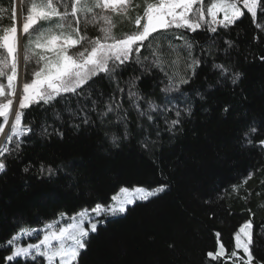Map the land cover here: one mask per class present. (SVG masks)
Listing matches in <instances>:
<instances>
[{
  "label": "trees",
  "instance_id": "1",
  "mask_svg": "<svg viewBox=\"0 0 264 264\" xmlns=\"http://www.w3.org/2000/svg\"><path fill=\"white\" fill-rule=\"evenodd\" d=\"M31 1L39 2L19 3L22 13H27ZM133 2L139 4L142 0ZM16 5L17 0H0V35L12 25ZM142 13L143 8H140L131 15ZM243 13L228 28L218 26L216 34L205 28L196 33L183 29L161 33V36H171L176 44L181 43L175 41L180 34L205 46L210 39H215L219 48L215 62L239 72L241 78L235 85L229 79L209 89L208 84H215L218 74L211 70L213 58L208 57L207 66L198 70L191 88H184L193 97V115L185 118L175 133L168 132L163 119L157 117L160 129L157 137L156 126H150L146 119L143 121L151 139L157 141L151 152L141 147L146 133L137 129L134 110L129 112L132 136L119 147H113L105 133L122 136L123 127L101 125L94 113L91 116L95 123L76 131L71 124H79L80 120L64 113L61 124L54 119L53 109L48 108L47 123L63 131L64 136L41 139L38 133L46 115L42 111L45 106L33 105L24 110L23 122H34L36 135L25 138L18 158H6L7 170L0 173V264H39L42 260H3L11 251L4 247V242L18 229L41 228L60 213L71 216L95 207L96 203L107 205L122 187L154 188L162 183L168 184L167 191L149 201H136L127 206L126 214L108 217L106 224L99 225L98 232L89 236L87 249L81 251L79 264H233L235 258L228 259L229 253L235 250L233 234L249 220L253 225L252 254L257 264L264 262V152L257 147H242L240 142L242 132L253 121L259 127L256 138H264V59H261L264 57V13L258 4L255 23L248 12ZM112 15L116 24L114 34L134 30V24ZM58 23L60 21L54 19L41 21L37 26L41 31L48 28L59 31ZM97 34V25L95 29L90 25L88 35ZM29 38L30 35L24 36L23 44L26 45ZM224 40L233 42L227 54ZM168 42L163 41L161 55L169 64L172 61L176 64L167 70L182 76L183 58L187 53L169 50ZM142 52L149 55L143 49ZM200 53V47H196L194 55ZM138 75H141L139 66L130 64L119 73L121 86L129 77ZM162 80L167 82L163 72L153 69L143 73L137 86L145 96L160 103ZM97 87L106 99L114 85L100 80ZM196 88L205 94L203 101L191 91ZM116 96L119 98L120 94L117 92ZM71 103L75 107V99ZM55 107L62 109L63 105L57 103ZM124 107L128 108L126 94ZM225 107L228 112L224 111ZM172 118L174 115H170L169 119ZM0 124H3L1 117ZM40 161L53 166L64 164L66 168L51 179L40 177L37 172ZM30 162L35 166L26 173L23 169ZM249 173H252L251 178H248ZM101 218L103 214L96 220ZM169 244L174 247L169 248ZM220 244L224 245V256L218 260L209 258L206 253L215 251ZM237 251L243 255L242 250Z\"/></svg>",
  "mask_w": 264,
  "mask_h": 264
},
{
  "label": "snow or ice",
  "instance_id": "2",
  "mask_svg": "<svg viewBox=\"0 0 264 264\" xmlns=\"http://www.w3.org/2000/svg\"><path fill=\"white\" fill-rule=\"evenodd\" d=\"M18 2L23 5L24 0H18ZM203 4L204 0H142L139 4H134L133 0H39L38 3L33 2L27 10L26 18L23 19L22 31L19 33L21 37L31 35L35 31L33 26L39 25L41 21L51 22L58 19L60 23L56 25L59 31L48 28L24 46L25 63L31 59L29 55L31 51L32 56H38L37 64L40 66L32 73L31 81L23 83L22 91L15 83L18 28L14 8L12 25L3 29V34L0 35V49L6 52V55L0 58V77L7 75L6 86L0 83V95L5 94L6 87L7 96L18 98L19 106L14 105L12 98L0 103V117L4 118V123L0 124V133H4L6 137V142L0 143V173H5L7 170L6 158L9 156L18 158L25 138L31 139L33 135H36L34 122L30 121L27 124L23 122L24 110L33 105L45 106L42 111L46 115L39 125L38 133L41 139L50 138L53 135L62 139L64 136L63 131L47 123V111L48 108H52L54 119L61 124L64 123V113L72 119L80 120L79 124H71L76 131L95 123L91 116L93 113L101 125L122 126V136L116 133L111 135L105 133V138L113 147H119L121 142L132 136L129 112L134 110L137 114V129L146 133L141 141V147L151 152L157 141L151 139L150 131L144 127L143 121L146 119L150 126H156L157 137L160 135L157 117L163 119L168 132L175 133L184 119L193 115L194 100L190 92L184 91V88L185 86L191 88L198 76V70L202 66H207L208 57L213 58L211 70L218 74L215 84H208L209 89L229 79L233 85L237 84L241 74L232 72L224 63L215 62V57L219 54L215 39H210L205 46L199 41L188 40L183 34L175 37V41H180V44H176L171 36H161L162 32L169 33L173 29L196 33L199 29L205 28L207 32L216 34L218 26L228 28L244 15L237 6L236 0H212L207 7V16L211 18L209 20L205 17ZM258 4L261 6V12L264 13V0H243V6L248 13H251L254 23ZM194 5H200V7L194 8ZM140 8H143L142 15L137 14L133 17L131 12ZM220 12L223 13V17L218 19L217 13ZM109 13L122 17L129 24H134V30L119 35L114 34L113 29L116 24L113 22V15ZM100 22H103V26L99 27V34L89 36V26L95 29ZM257 27L260 25L257 24ZM164 40L169 41L167 44L169 50L187 53L183 58L184 75L178 76L177 73L167 70L174 66L176 61L169 64L161 55ZM224 45L226 46L224 52L227 54L233 47V42L224 40ZM196 47L201 49L199 56L194 55ZM142 49L149 55H143ZM130 64L138 65L141 75L129 77L123 82L122 87L119 73ZM9 69L11 74H7ZM153 69L163 72L167 81L166 83L161 81L164 86L160 88L162 97L160 103H157L156 99L145 96L137 86L143 73L151 72ZM100 80H106L109 85H114L112 94L106 99L104 92L97 87V82ZM191 91L199 100L205 99V94L198 88ZM117 92L120 94L119 98L116 96ZM125 94L128 108L124 107ZM73 99L76 102L75 107L71 103ZM101 100H103L102 106ZM57 103L63 105L62 109L55 107ZM224 111L228 112L229 109L225 107ZM170 115H174V118L169 119ZM10 117H13L10 128L5 132V124L9 123ZM109 117H115V119L112 120ZM49 128H53V131H49ZM258 132L259 127L253 121V124L240 136L241 146L257 147L264 152V138L257 139ZM34 166L30 162L23 171L27 173ZM65 168L64 164L53 166L40 161L37 172L40 177L51 179ZM251 176L252 173H249L248 178ZM168 187L167 183L159 184L154 188L137 185L129 190L122 187L120 189L122 193L131 191L133 195L124 196L122 199L114 196L112 202L107 205L96 203L91 209H82L70 217L73 221L71 224L60 227L58 231L53 230L55 223L46 224L43 230L25 231L20 228L4 242V247L11 251L9 255L3 257V260L12 262L22 258L25 261L31 259L36 262L38 258H43L39 264H45V262L57 264V261L58 264H79L81 251L87 249L89 236L97 233L98 226L106 224L108 217L124 215L128 211V205H133L137 200L149 201L150 198L167 191ZM89 212L94 213L95 217H100L103 213V218L96 220L87 215ZM59 215L63 218L66 213ZM85 220H88L86 227ZM252 229V222L245 221L233 234L235 250L228 255V259L235 258L233 264H257L251 251L254 243ZM41 231H43L42 238H40ZM18 235L36 236L38 239L36 243L20 244L17 243ZM216 235L219 237L220 233ZM168 246L174 247L173 244ZM237 250H242L243 255L241 256ZM224 254L223 244H220L215 251L206 253L214 260H218Z\"/></svg>",
  "mask_w": 264,
  "mask_h": 264
},
{
  "label": "rangeland",
  "instance_id": "3",
  "mask_svg": "<svg viewBox=\"0 0 264 264\" xmlns=\"http://www.w3.org/2000/svg\"><path fill=\"white\" fill-rule=\"evenodd\" d=\"M32 3H33V1L30 2V4L27 7V10L31 7ZM211 3H212V0H204V4H203V11L205 12V17H206V19H209V20L211 18L207 16V7ZM236 3H237V6L241 9L242 12H247V9L244 8V6H243V0H236ZM193 7L194 8L200 7V5H194ZM109 14L112 15L111 13H109ZM249 14L251 15V13H249ZM16 15H17V28L19 29L21 27V25L23 24V19L26 18V15H27V13H22L21 12L19 2L16 5ZM222 17H223V13L222 12L217 13V18L218 19H221ZM251 17H252V15H251ZM101 26H103V22H100V23L97 24V28L98 29ZM33 27L35 28V31L31 33L30 38L28 39V41L29 40H35L36 36L41 32V30H40V28L38 26H33ZM23 38H24V36L21 37L20 40H18V43H17L18 59L16 58L17 59V73H16V81H15V83H17L19 85L21 91H22L23 83L24 82H30L31 79L33 78L32 77V73L37 71L39 69V66H40V65L37 64L38 56H32L31 51H29V55L31 56V59L27 63H25V60H24V55H25L24 45L25 44H23ZM36 51L38 52L40 50H36ZM5 55L6 54H5V52L3 50L0 51V58H3ZM25 72H26V74H25ZM7 74H11L10 69L7 71ZM25 76L27 77V79H26ZM0 83L5 84V86H6V84H7V75H5L3 77H0ZM9 98L13 99V103H14L15 100H17V107L19 106V99L18 98H13V97H8L7 96V88L5 87V94L4 95H0V103L6 102V100L9 99ZM1 118L3 119V123H4V118L3 117H1ZM12 118L13 117L9 118V123L5 124V127L9 126V128H10V123H11V119ZM120 189L112 197L115 196L118 199H122L124 196H132L133 195V193L131 191L122 193L120 191ZM128 189L131 190L132 188H128ZM137 201H139V200H137ZM111 202H112V200H111ZM87 215L89 217H94L95 219L97 218V217H95V214L91 213V212H89ZM72 216L73 215H71V216H66L65 215L63 218L58 216L55 220L47 222L46 224L55 223V228L53 230L58 231L60 227H66L68 224H71L73 222L70 219V217H72ZM244 223H245V221L242 224H244ZM46 224H44L41 228L39 227V228H35V229L43 230L44 226ZM87 224H88V220H85L84 221L85 227L87 226ZM25 231H27V230H25ZM42 236H43V231H41V233H40V238H42ZM35 237L36 236L29 237L27 235L21 237V236L18 235L17 236V243H20V244L36 243L38 238L36 237V239H34ZM23 240H26V241L23 242ZM53 243H55V242H53ZM45 264H46V262H45ZM57 264H58V261H57Z\"/></svg>",
  "mask_w": 264,
  "mask_h": 264
},
{
  "label": "bare ground",
  "instance_id": "4",
  "mask_svg": "<svg viewBox=\"0 0 264 264\" xmlns=\"http://www.w3.org/2000/svg\"><path fill=\"white\" fill-rule=\"evenodd\" d=\"M17 2H18V0H17ZM14 105L17 107V100L14 101ZM8 129H9V126H6L5 127V132H7ZM5 139H6V137H5L4 133H1L0 134V143H4Z\"/></svg>",
  "mask_w": 264,
  "mask_h": 264
},
{
  "label": "water",
  "instance_id": "5",
  "mask_svg": "<svg viewBox=\"0 0 264 264\" xmlns=\"http://www.w3.org/2000/svg\"><path fill=\"white\" fill-rule=\"evenodd\" d=\"M18 3V2H17ZM23 25V24H22ZM22 25L21 27L18 29V40H20L21 36L19 35V33L22 31ZM5 52V50H3ZM6 54V52H5ZM16 55V58L18 59V52L15 54ZM9 130V129H8ZM6 140V139H5Z\"/></svg>",
  "mask_w": 264,
  "mask_h": 264
}]
</instances>
